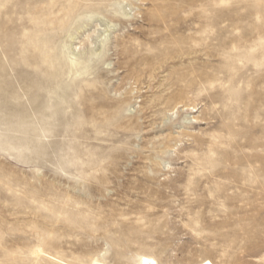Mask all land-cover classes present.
Returning <instances> with one entry per match:
<instances>
[{
    "label": "rangeland",
    "instance_id": "obj_1",
    "mask_svg": "<svg viewBox=\"0 0 264 264\" xmlns=\"http://www.w3.org/2000/svg\"><path fill=\"white\" fill-rule=\"evenodd\" d=\"M143 256L264 264V0H0V264Z\"/></svg>",
    "mask_w": 264,
    "mask_h": 264
},
{
    "label": "bare ground",
    "instance_id": "obj_2",
    "mask_svg": "<svg viewBox=\"0 0 264 264\" xmlns=\"http://www.w3.org/2000/svg\"><path fill=\"white\" fill-rule=\"evenodd\" d=\"M74 64H77L78 61L77 60H73ZM43 120V118H42ZM6 122H12L13 125H17L18 129H20L23 134L25 136L29 135V134H34V136H40L42 134L45 133L44 130L40 129L38 130L37 127L39 125V123L37 121H35L34 123H28L27 120H17V121H8V120H4V122L2 123L3 125L7 124ZM94 261L99 262V264H104L103 261H101L99 258H93L92 259V263ZM158 264L156 258L152 257V256H143L141 259V264Z\"/></svg>",
    "mask_w": 264,
    "mask_h": 264
},
{
    "label": "snow or ice",
    "instance_id": "obj_3",
    "mask_svg": "<svg viewBox=\"0 0 264 264\" xmlns=\"http://www.w3.org/2000/svg\"><path fill=\"white\" fill-rule=\"evenodd\" d=\"M231 3V0H220V5L221 6H227ZM81 38H84L83 35L81 36ZM197 235H200L199 233H197ZM37 252H40L39 249H37ZM106 253H102L101 255H105ZM93 264H99V262L97 261H94ZM154 264V262H153ZM201 264H214L213 260L212 259H203Z\"/></svg>",
    "mask_w": 264,
    "mask_h": 264
}]
</instances>
